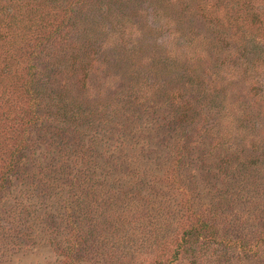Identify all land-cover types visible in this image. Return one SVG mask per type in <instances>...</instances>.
Returning <instances> with one entry per match:
<instances>
[{
  "label": "rangeland",
  "instance_id": "rangeland-1",
  "mask_svg": "<svg viewBox=\"0 0 264 264\" xmlns=\"http://www.w3.org/2000/svg\"><path fill=\"white\" fill-rule=\"evenodd\" d=\"M196 1L204 12H195ZM89 2L0 0V264H264V0ZM120 17L136 27L114 35ZM138 25L162 27L151 33ZM113 44L138 50L139 65L171 53L161 82L187 107L207 68L215 71L221 96L195 99L196 126L184 122L182 131L194 138L203 124L216 166L239 164L240 179L254 187L224 192L231 202L217 206L215 220L205 218L215 224L213 240L197 238L203 220L193 208L203 209L206 188L227 178L214 179L213 164L206 175L178 166L183 182L174 185L189 172L199 184L192 210H172L169 194L157 195L144 176L145 156L168 158L173 142L166 131L168 144L139 149L143 110L123 115L115 104L141 84L120 85ZM157 105L152 117L169 118L168 102ZM132 116L134 126L126 122ZM132 175L141 180L136 187ZM222 211L245 217L226 219ZM242 242L256 245L247 251Z\"/></svg>",
  "mask_w": 264,
  "mask_h": 264
},
{
  "label": "trees",
  "instance_id": "trees-1",
  "mask_svg": "<svg viewBox=\"0 0 264 264\" xmlns=\"http://www.w3.org/2000/svg\"><path fill=\"white\" fill-rule=\"evenodd\" d=\"M64 1V0H62ZM67 1H73V3L78 4L80 6H87L90 4L89 0H67ZM196 1V5H197ZM71 4V3H70ZM195 12H201L205 11V9L200 5L196 6ZM184 10V9H182ZM187 12V8L184 10V12ZM183 13V12H182ZM123 15V14H122ZM186 15V13H185ZM126 16V15H123ZM122 19L123 24L118 23L115 27L114 35L116 34H122L125 31H127L131 26L136 27V23L131 24V19L128 17H120ZM119 22V20H118ZM128 29H124L126 24H129ZM139 27L143 28L142 25H138ZM162 27V26H161ZM161 27H158L156 29L145 27V29L149 30L151 33L156 32L158 29L160 30ZM164 27V26H163ZM143 28V29H144ZM166 28V29H165ZM164 29L166 30L167 34L169 36H173L176 34V30L172 27V25H169L168 23L165 25ZM142 29H137V31H140ZM169 30V31H167ZM192 31L193 29H188V31ZM169 32V33H168ZM189 34V33H188ZM164 36V35H163ZM146 39V38H145ZM148 41V40H146ZM172 41V40H171ZM169 40L168 45L171 43ZM146 47L147 45L144 44ZM114 48V54L112 56L113 59V68L117 71V75L120 77L118 78V81H120V85H125L126 83H134L136 85H139V93H133L132 96L127 97L124 93H122V97L119 98V100L116 102L115 106L118 107V109L123 107V115L128 114L133 109H141L143 110V114L141 116V119H144V142L141 143L139 149L144 148L147 151H154V146H165L162 143L167 142L168 144V138L173 142V144H168L170 146V156L168 158L162 157V156H153L152 154H148L145 156V161L147 163V167L144 169V176L147 177V174H150L152 177V181L149 184L150 186H153L157 189V195L160 196L162 190L169 194V200L170 202L174 203L172 210H183L188 206V209L192 210L191 208V202L189 196L193 195V189H197L198 183L194 182L192 176H189L191 172H198L201 171L203 174H207L209 170L204 169V167L208 165H214V169L217 168V175L213 174L214 179L217 177L225 182H222V186H214V187H208L206 188L207 191L211 194L210 199L207 201L208 203L205 204L203 209H197L193 208L194 212H197L196 214L199 218L203 220L201 229L197 232L198 237H201L207 240H213L216 237V232L214 230L215 224H209L205 218L212 221L215 220L216 215H218L219 210L217 209L218 205L222 204V207L225 206V204L229 201L231 202V199L229 197V200L227 201V197L224 198V192L228 191L232 186L235 190H238L240 193V190H243L246 193L250 192L251 186L254 187V183H251V181L240 179V173L238 172L239 164H236L235 166H231V163L227 164V167H223L225 162H222V164H218V167L216 166L213 151L211 150V147L205 143L203 140H201L203 127L204 125L201 124V126L197 129V136L194 138H190L188 134L184 133L183 130V124L185 123H191L192 125L196 126V111L193 109V102L195 99L200 97H207L210 101L214 100V97L216 99H219L221 96V92L219 89V85L217 86L216 80H215V71L212 69V67H208V73L205 74V77H207L206 81L201 84V88L197 91L198 93L193 96V101L191 102L192 106H184L181 101H178V96L176 93H168L166 90V85H162L161 79H164L167 77L166 74L168 73H162V71H166L168 69L167 64H163V59H168L169 56L171 57L172 54L169 53V56L162 55L160 53H154L156 55H153L156 57V60H152L153 56L150 58L144 56V65H139L138 61V50L136 52L133 51L129 52L127 49H121L116 46V44H113ZM148 61H151L152 67L148 68L146 66V63ZM162 62V64H161ZM183 71L185 69H182ZM191 75L188 77L190 80H193L195 77V73L193 69H190ZM127 74L128 77L131 78V80H127L124 78V74ZM228 75V74H227ZM229 76V75H228ZM122 77V78H121ZM164 77V78H163ZM182 78V77H181ZM176 79V77H175ZM152 80V81H151ZM166 83V82H165ZM128 88L130 85H127ZM143 87H145L143 92ZM34 94V92H33ZM146 97V100H145ZM160 100H164L168 102V114L170 115L169 118L163 119L162 118H156L152 117L155 115L158 111L159 107L157 104L160 105ZM159 101V103L157 102ZM195 107V106H194ZM215 110L217 112L221 111V107H215ZM135 116V115H134ZM132 116L131 118L127 119L126 122L128 125H135V122L137 119ZM218 123V122H217ZM126 126L127 125H124ZM124 127L123 129H125ZM209 128L210 124L208 125ZM201 129V130H200ZM192 130V129H191ZM168 131V138L164 137L163 133ZM223 134V133H222ZM204 135V134H203ZM206 137V135H204ZM173 138V139H172ZM203 138V137H202ZM116 149L121 150L123 146H121L120 142L116 141ZM27 148V146L25 147ZM153 149V150H152ZM121 162H119L118 165H120ZM152 166V168L150 167ZM178 166L187 168L191 172H189L188 176L184 179V185H174L178 182H183L181 179L177 178V175L174 173V171H177ZM158 169L160 172L159 176H156L155 174H152V171L154 169ZM153 169V170H151ZM141 172V171H140ZM143 175V173L141 174ZM171 175V176H170ZM133 176V175H132ZM134 177V176H133ZM133 187L138 186V183L141 182L137 177L132 178ZM203 179L200 178V182H202ZM241 183L243 184H240ZM246 182V185H244ZM87 186V185H85ZM84 186V187H85ZM210 186V185H209ZM3 187V183L0 186V188ZM250 194V193H249ZM245 201L244 198H241V201ZM194 201V200H192ZM150 201L148 200V203ZM193 203V202H192ZM187 209V210H188ZM185 211V210H183ZM226 213L225 211H222L220 214L223 215ZM234 217V219H237V221L242 222L245 215L241 214H235V213H226V219L227 217ZM171 215L168 213L166 219L170 218ZM150 222H155L152 220H148ZM196 238V239H197ZM187 243L189 247L192 249L194 245L192 246L191 243L193 242V239L188 238ZM256 245V244H255ZM255 245H252L251 243H243L242 246L247 247V251H251ZM190 249V250H191ZM186 249V251H190ZM74 264V263H72ZM164 264H166L164 262Z\"/></svg>",
  "mask_w": 264,
  "mask_h": 264
}]
</instances>
